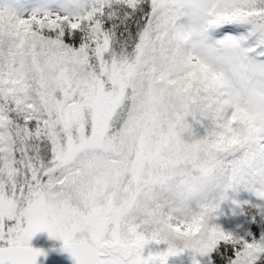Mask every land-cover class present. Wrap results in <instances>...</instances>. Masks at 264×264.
<instances>
[{
    "label": "snow or ice",
    "instance_id": "6c2138e0",
    "mask_svg": "<svg viewBox=\"0 0 264 264\" xmlns=\"http://www.w3.org/2000/svg\"><path fill=\"white\" fill-rule=\"evenodd\" d=\"M42 232L72 264H264V0L0 3V264Z\"/></svg>",
    "mask_w": 264,
    "mask_h": 264
},
{
    "label": "water",
    "instance_id": "95a60500",
    "mask_svg": "<svg viewBox=\"0 0 264 264\" xmlns=\"http://www.w3.org/2000/svg\"><path fill=\"white\" fill-rule=\"evenodd\" d=\"M62 243L51 247H37L42 248L46 256L38 257V264H72L71 257L61 251Z\"/></svg>",
    "mask_w": 264,
    "mask_h": 264
},
{
    "label": "rangeland",
    "instance_id": "374dc122",
    "mask_svg": "<svg viewBox=\"0 0 264 264\" xmlns=\"http://www.w3.org/2000/svg\"><path fill=\"white\" fill-rule=\"evenodd\" d=\"M0 3H12L15 5L16 0H0ZM226 218H231V217H226ZM61 243L62 242L59 240L50 239L46 232L38 233L32 241L34 247H51ZM188 261L189 264H191L190 258H188Z\"/></svg>",
    "mask_w": 264,
    "mask_h": 264
},
{
    "label": "flooded vegetation",
    "instance_id": "af4514ba",
    "mask_svg": "<svg viewBox=\"0 0 264 264\" xmlns=\"http://www.w3.org/2000/svg\"><path fill=\"white\" fill-rule=\"evenodd\" d=\"M172 264H177V262L173 261ZM179 264H189L188 257L182 258Z\"/></svg>",
    "mask_w": 264,
    "mask_h": 264
}]
</instances>
